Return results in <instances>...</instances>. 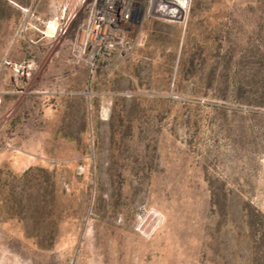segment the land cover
I'll list each match as a JSON object with an SVG mask.
<instances>
[{"label": "rangeland", "instance_id": "rangeland-1", "mask_svg": "<svg viewBox=\"0 0 264 264\" xmlns=\"http://www.w3.org/2000/svg\"><path fill=\"white\" fill-rule=\"evenodd\" d=\"M185 1L177 22L143 0L91 57V0H0V264L239 263L237 213L264 215V0Z\"/></svg>", "mask_w": 264, "mask_h": 264}, {"label": "built area", "instance_id": "built-area-1", "mask_svg": "<svg viewBox=\"0 0 264 264\" xmlns=\"http://www.w3.org/2000/svg\"><path fill=\"white\" fill-rule=\"evenodd\" d=\"M142 2L143 0H91L82 30L91 57L109 53L127 44V36L141 13L138 6ZM174 2L181 3L184 19L186 1L173 0ZM149 6L161 8L156 0H149L148 8ZM120 14H127V21H120Z\"/></svg>", "mask_w": 264, "mask_h": 264}, {"label": "trees", "instance_id": "trees-1", "mask_svg": "<svg viewBox=\"0 0 264 264\" xmlns=\"http://www.w3.org/2000/svg\"><path fill=\"white\" fill-rule=\"evenodd\" d=\"M260 58L264 60L263 56H260ZM208 75L209 79L214 80L215 75L213 71H210ZM253 94L255 96L252 99L254 106L264 108V86L260 90L255 89ZM27 173L28 171L23 172L20 176L21 179ZM18 200L20 203H33L37 205L47 203L46 198L32 196L30 194L22 195ZM250 209V213L242 210L236 216V231L234 236L235 258L239 262L238 264L240 262H242L241 264H264V215L253 206H250ZM24 232L26 237L34 239L38 247H47L52 243L51 239L39 238L36 234ZM241 240L244 245V255L242 253L243 251L241 252L239 250Z\"/></svg>", "mask_w": 264, "mask_h": 264}, {"label": "water", "instance_id": "water-1", "mask_svg": "<svg viewBox=\"0 0 264 264\" xmlns=\"http://www.w3.org/2000/svg\"><path fill=\"white\" fill-rule=\"evenodd\" d=\"M157 4H160L159 9L153 8L152 13L155 17L181 22L183 20V12L182 10L175 5L173 2H162L161 0H156ZM164 6V9H162Z\"/></svg>", "mask_w": 264, "mask_h": 264}, {"label": "bare ground", "instance_id": "bare-ground-1", "mask_svg": "<svg viewBox=\"0 0 264 264\" xmlns=\"http://www.w3.org/2000/svg\"><path fill=\"white\" fill-rule=\"evenodd\" d=\"M174 4L177 5L180 9L182 8L181 3L174 2ZM152 9H153V7L149 6L148 12L149 13L152 12ZM162 9H164V6ZM138 10L139 11L141 10V6L140 7L138 6ZM120 21H127V14H120Z\"/></svg>", "mask_w": 264, "mask_h": 264}]
</instances>
